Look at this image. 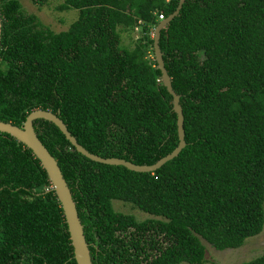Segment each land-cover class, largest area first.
I'll return each instance as SVG.
<instances>
[{
    "label": "trees",
    "instance_id": "1",
    "mask_svg": "<svg viewBox=\"0 0 264 264\" xmlns=\"http://www.w3.org/2000/svg\"><path fill=\"white\" fill-rule=\"evenodd\" d=\"M179 1L65 0L57 9L78 17L54 32L21 0H0V120L21 127L49 110L89 152L155 164L179 139L153 31ZM137 28L140 38L124 45ZM160 48L186 146L158 170L94 162L53 123L34 122L71 189L93 264H205L207 244L238 249L264 228V0H186ZM51 188L32 151L0 132V264H77ZM244 264H264V253Z\"/></svg>",
    "mask_w": 264,
    "mask_h": 264
},
{
    "label": "water",
    "instance_id": "2",
    "mask_svg": "<svg viewBox=\"0 0 264 264\" xmlns=\"http://www.w3.org/2000/svg\"><path fill=\"white\" fill-rule=\"evenodd\" d=\"M185 1L186 0H180L177 9L169 17L161 20L153 31L154 57L157 62V68L161 71L162 83L167 89L168 93L172 96L173 111L177 115V134L179 139L178 146L171 153L161 158L155 164L137 165L121 158H104L89 152L77 141L76 137H74L69 132L66 124L58 116V114H55L49 110H33L28 114L25 122L21 127L16 126L11 122H5L0 120V132L9 134L11 137H13L18 142L24 144L28 149H30L34 156L40 161L43 169L46 171V174L52 185L51 190L54 191L63 210L65 221L68 227L71 245L74 250V258L77 264H93L89 244L87 243L84 235V227L79 218L76 202L73 198L71 189L68 186V183L61 171V168L58 165L57 160L51 155L49 150L39 139L34 127V122L39 119H43L53 123L59 128L61 133L71 143L75 150L86 158L94 162L106 165L124 166L125 168L134 172H154L161 168L167 162L177 157L186 146L184 115L182 106L180 104V95L177 94L173 89L171 77L165 67L163 52L160 48V36L162 29H164L171 22V20L178 15ZM2 26L3 21L0 11V47L2 39Z\"/></svg>",
    "mask_w": 264,
    "mask_h": 264
},
{
    "label": "rangeland",
    "instance_id": "3",
    "mask_svg": "<svg viewBox=\"0 0 264 264\" xmlns=\"http://www.w3.org/2000/svg\"><path fill=\"white\" fill-rule=\"evenodd\" d=\"M64 1L65 0H50L48 4L45 5L35 4L31 0H21V3L27 14L36 15L45 26H48L54 32H61L67 30L78 17V13L74 9L70 11H59L57 9ZM140 31L141 29L137 28L130 34L123 33L124 45L133 47L134 41L141 36ZM113 207L118 212L135 215L139 220H145L150 217L148 214L132 207L131 204L122 201H114ZM263 253L264 228L259 235L248 238L244 245L238 249L218 251L207 244L205 264H244L245 262L261 256Z\"/></svg>",
    "mask_w": 264,
    "mask_h": 264
},
{
    "label": "built area",
    "instance_id": "4",
    "mask_svg": "<svg viewBox=\"0 0 264 264\" xmlns=\"http://www.w3.org/2000/svg\"><path fill=\"white\" fill-rule=\"evenodd\" d=\"M159 18H160L161 20L164 19V17H163L162 15H160Z\"/></svg>",
    "mask_w": 264,
    "mask_h": 264
},
{
    "label": "clouds",
    "instance_id": "5",
    "mask_svg": "<svg viewBox=\"0 0 264 264\" xmlns=\"http://www.w3.org/2000/svg\"><path fill=\"white\" fill-rule=\"evenodd\" d=\"M165 19V18H164ZM163 20V19H162Z\"/></svg>",
    "mask_w": 264,
    "mask_h": 264
}]
</instances>
